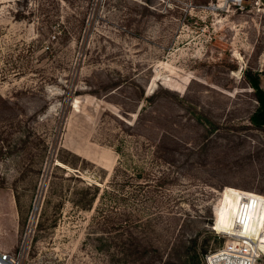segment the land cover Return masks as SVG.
Wrapping results in <instances>:
<instances>
[{
  "label": "rangeland",
  "instance_id": "374dc122",
  "mask_svg": "<svg viewBox=\"0 0 264 264\" xmlns=\"http://www.w3.org/2000/svg\"><path fill=\"white\" fill-rule=\"evenodd\" d=\"M249 77L264 0H0V251L205 264L264 195Z\"/></svg>",
  "mask_w": 264,
  "mask_h": 264
},
{
  "label": "built area",
  "instance_id": "2783aa9c",
  "mask_svg": "<svg viewBox=\"0 0 264 264\" xmlns=\"http://www.w3.org/2000/svg\"><path fill=\"white\" fill-rule=\"evenodd\" d=\"M224 1L229 5L240 6L247 0ZM260 214L264 216V195L240 191L233 229L230 232H222L226 235V241L205 257V264H258L264 258V249L260 239L253 235L250 226L256 224ZM213 230L216 231L214 227ZM0 264H17V262L12 255L0 251Z\"/></svg>",
  "mask_w": 264,
  "mask_h": 264
},
{
  "label": "bare ground",
  "instance_id": "6f19581e",
  "mask_svg": "<svg viewBox=\"0 0 264 264\" xmlns=\"http://www.w3.org/2000/svg\"><path fill=\"white\" fill-rule=\"evenodd\" d=\"M236 192H238V195H237V197L235 199V203L237 204L238 198L240 196V191H236ZM246 193H250V192H246ZM222 202H223V194H222L221 203H220V205H219V207L217 209H220V206L222 205ZM235 212H236V210H235ZM235 212H234V214H235ZM219 216H220V218H222L223 221H226V222H224V224H222L219 227L220 230L225 231V232L232 231L233 226H234L233 225V223H234V215L232 216V218H233V220H232L229 217V214L227 212H224L223 210H220ZM229 221H230V224H229ZM263 221H264V216H262L261 214L258 215L257 220H256V224L254 226L251 225L250 229L253 230V235H256V238L260 239L261 246L264 249V238L262 236H260V233H259V227L261 225H263ZM263 228H264V225H263ZM214 229H215V227H214Z\"/></svg>",
  "mask_w": 264,
  "mask_h": 264
},
{
  "label": "trees",
  "instance_id": "16d2710c",
  "mask_svg": "<svg viewBox=\"0 0 264 264\" xmlns=\"http://www.w3.org/2000/svg\"><path fill=\"white\" fill-rule=\"evenodd\" d=\"M250 84V87L252 88L253 96L256 101V103L259 105L257 111L251 116V122L255 126H260L262 124L261 119V112L264 113V90L260 88L258 78H247ZM264 115V114H263ZM204 253H202L201 256H203Z\"/></svg>",
  "mask_w": 264,
  "mask_h": 264
}]
</instances>
